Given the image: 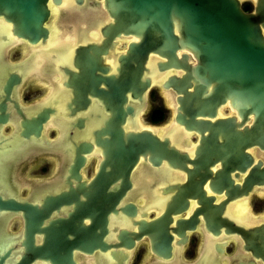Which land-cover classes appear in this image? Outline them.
I'll use <instances>...</instances> for the list:
<instances>
[{"label": "water", "instance_id": "obj_1", "mask_svg": "<svg viewBox=\"0 0 264 264\" xmlns=\"http://www.w3.org/2000/svg\"><path fill=\"white\" fill-rule=\"evenodd\" d=\"M93 12L102 20L96 24L99 38L95 43L74 48L71 65L76 73L65 68L67 78L62 86L70 88L72 98L65 103L66 114L72 116L89 104L88 98L96 97L108 116H103L98 130L91 131L93 143L100 149L102 157L97 171L88 184L80 181L77 170L84 158L78 154L88 153L89 143L80 142L73 148L72 164L63 179L68 190L54 196H45L39 209L36 205L16 203L13 199L0 201V210L21 211L23 218V255L16 260L9 253L7 240L0 233V264H28L40 259L50 264H73L71 250L90 254L98 248L124 247L131 249L132 239L138 240L147 235L150 251L166 259L170 256L169 242L171 233L181 238L175 244L184 243V230H193L197 215H201L203 226L213 236L224 227L223 233L239 234L245 251L264 261V225L243 230L231 226V222L220 218L223 206L241 195L245 196L251 185L264 184V166L259 161L253 165L238 184L232 185L229 172L242 173L251 161L243 150L250 146L264 149V0H93ZM251 1V9L244 12L242 3ZM83 0H66L67 8L83 6ZM60 0H0V16L12 25V34L34 44L39 37L41 42L47 38V26L53 6L59 7ZM114 42L127 44L124 55L117 58L116 78L113 75L100 76L108 67L101 64L99 55L107 48L112 50ZM90 51V54L88 53ZM19 78L8 74L2 85L4 99L0 102V123L5 100L13 84ZM102 84L106 90L98 88ZM152 87H158L168 100L171 110V124L183 126L187 131L199 134L194 157L189 160L172 147L167 148V140L159 142L148 131L125 133L119 125L132 116V107L138 103L141 117L148 106L147 95ZM12 102V101H9ZM13 103V102H12ZM19 121V136L27 139L39 134L40 123L47 118L52 109L42 108L35 118L23 119L17 104H12ZM229 108L233 113L229 118L222 116L221 109ZM125 109L124 111L122 110ZM136 111V112H137ZM176 122V123H175ZM141 124V123H140ZM244 126V127H242ZM178 129V128H173ZM124 131V133H123ZM106 135V137H103ZM179 138V137H177ZM217 138L220 142H217ZM147 157L151 166L165 160L172 169L186 174L183 184L167 185L160 188L165 194L176 192L169 197L163 213L154 220L137 224V234L127 233L120 228L116 239L119 243L106 245L101 242L106 233V214L115 215L114 206L130 188L128 174L137 161ZM219 162L220 169L211 174L208 167ZM184 163L192 165L187 169ZM77 181L74 190L68 179ZM120 179L118 184L108 188ZM208 179L207 187L215 194H223L225 199L218 205L211 204L212 196L204 197L202 184ZM158 190V189H157ZM78 195L84 201H78ZM196 199V207L188 219H178L174 228H167L171 222L169 215L178 214L186 209L185 199ZM73 203L72 212L66 218L50 220L47 226L39 228L41 221L50 211L60 205ZM125 216L132 217L135 208L126 204L118 208ZM82 219L89 224L83 225ZM33 233H42L40 246H33ZM66 235L71 236L68 239ZM109 240H111L109 234ZM108 264H116L126 257L121 251L109 252ZM97 262V261H96ZM96 264H99L98 262Z\"/></svg>", "mask_w": 264, "mask_h": 264}, {"label": "flooded vegetation", "instance_id": "obj_2", "mask_svg": "<svg viewBox=\"0 0 264 264\" xmlns=\"http://www.w3.org/2000/svg\"><path fill=\"white\" fill-rule=\"evenodd\" d=\"M83 1V6L78 9L74 5L67 8L66 0H60L59 7L53 6V11L46 23L47 38L41 42L42 37H39L34 44L13 35L11 23L5 22L0 16V102L4 99L2 85L8 78V74H13L19 78V81L11 86L7 97L9 101L17 104L23 119L35 118L42 108L53 110L52 113H47V118L40 123L38 136L35 138L30 134L25 139L19 136L20 131L23 130L19 124L22 119L19 114H16L13 103L7 100L3 102L5 105L3 115L7 114V117L3 124L0 123V201L10 198L16 203L26 202L31 206L36 205V209H39L45 196L66 192L68 184H64L63 179L68 175L66 171L69 169L68 166L72 164L73 148L80 142L89 143L91 146L88 153L78 154L84 158L82 166L77 170L79 182H86L84 186L94 177L102 159L100 149L94 145L90 132L103 127L101 119L109 113L103 110L102 104L96 97L86 95L89 104L84 110L76 111L70 117L64 116L67 113L64 105L69 103L72 96L70 88L62 86L67 78L62 68L76 73L77 69L71 65L74 48L86 46V44L101 45V43H95L99 38L95 26L102 20L96 12L92 11L94 1ZM245 5L249 7V10L251 9V1L243 2L241 8ZM114 43L112 50L107 48L104 55H99L101 64L108 67L107 71L104 74L95 71L94 74L113 75L116 78L117 58L124 55L127 44ZM88 53L90 54V51ZM98 88L106 90L101 83ZM153 95L158 102L154 107L149 103ZM147 100L148 106L143 115L139 116L137 103L135 108L132 107L131 118L119 125L120 129L125 130V133L133 134L141 130L148 131L159 142H162L163 138L166 139L167 148H175L179 154H185L189 160H192L195 147L198 145L199 134L170 123L171 110L163 103L168 100L161 94L158 87H152L149 90ZM122 110L125 109L122 108ZM166 113L169 119L167 123H163ZM221 113L222 116L229 118L233 112L226 107L221 109ZM156 115L161 117L158 122L153 119ZM142 118H145L144 123L141 122ZM103 137L107 138L106 135ZM172 137H179V139ZM217 142H220L219 138ZM243 152L250 156L252 161L250 165L242 173L236 170L229 172V179L233 181L232 185L238 184L239 188L242 179L256 161L261 163L258 170L264 166V149L260 150L255 145L245 148ZM147 157L143 160L141 156H137L138 159L128 174L130 188L114 206L115 215L108 212L105 216L106 233L102 236L101 242L106 245L119 243L116 236L120 228H125L127 233L137 234V224L132 225V221L148 222L159 217L169 197L176 192L174 189L162 195L160 188L167 185H180L186 181V174L182 170L172 169L162 159L157 166H151ZM184 165L187 169L192 168L191 164L184 163ZM217 169H220L219 162L208 167L211 174ZM68 181L71 183L70 188L74 190L77 181L72 178ZM119 182L120 179H117L108 188ZM207 184L208 179L201 186L204 197L212 196L214 199L211 204L218 205L225 199L224 190H221L220 194L212 193ZM196 199H185L186 209L178 214L169 215L171 222L167 228H174L175 221L178 219H188L194 209L200 207L195 203ZM78 201H84V198L78 195ZM126 204H131L136 209L132 217L125 216L117 210ZM72 207L71 202L69 205H60L57 212L50 211L48 217L41 221L39 228L47 226L50 220L66 218L67 213L72 212ZM219 217L230 221L231 226L241 227L245 231L258 227L260 224L264 225V184L251 185L245 196L241 195L227 201ZM196 218L198 221L194 229L184 230L186 241L182 244L179 242L175 244L181 238L167 229L171 240L169 242L170 256L166 259L153 254L150 251L147 235H141L136 241L132 239L133 245L130 250L122 246L110 247L111 249H105L103 252L96 248L90 254L71 250V261L73 264H96L97 262L108 264V259L111 258L109 252L121 251V254L126 255L121 264H264L260 258H254L250 251L243 249L244 243L239 234H224V227H220L219 233L213 236L204 229L201 215H197ZM82 224L88 225L89 220L82 219ZM0 233L7 240L9 254L16 260L20 259L24 251V247L20 245L24 239L21 211L0 210ZM109 234L111 240H109ZM66 237L72 238L68 235ZM32 238V245L40 246L43 234L33 233ZM28 264H50V262L47 259L46 261L33 259ZM112 264H116V261Z\"/></svg>", "mask_w": 264, "mask_h": 264}, {"label": "rangeland", "instance_id": "obj_3", "mask_svg": "<svg viewBox=\"0 0 264 264\" xmlns=\"http://www.w3.org/2000/svg\"><path fill=\"white\" fill-rule=\"evenodd\" d=\"M149 103H150V105H151L152 107H154L155 105L158 104V102H157V100H156V98H155V95H153V96L149 99ZM163 103L168 107L166 101H164ZM168 119H169V115H168V113H166L165 116H164V119H163V123H167ZM141 122L144 123V122H145V118H142V119H141ZM175 123H176V122H175ZM172 138H173V139H179V138H176V137H172ZM173 139H172V140H173ZM172 149L176 151L175 148H172Z\"/></svg>", "mask_w": 264, "mask_h": 264}, {"label": "trees", "instance_id": "obj_4", "mask_svg": "<svg viewBox=\"0 0 264 264\" xmlns=\"http://www.w3.org/2000/svg\"><path fill=\"white\" fill-rule=\"evenodd\" d=\"M242 10H243L244 12H246V11L249 10V7L245 5V6H243ZM153 119H154L155 122H158V121H160L161 117H160V115H156V116H154Z\"/></svg>", "mask_w": 264, "mask_h": 264}, {"label": "bare ground", "instance_id": "obj_5", "mask_svg": "<svg viewBox=\"0 0 264 264\" xmlns=\"http://www.w3.org/2000/svg\"><path fill=\"white\" fill-rule=\"evenodd\" d=\"M62 3H64V2H62ZM64 6V5H63ZM59 9V8H58ZM60 10V9H59ZM68 12V11H67ZM72 13V12H71ZM74 15V14H73ZM76 18V17H75ZM50 33V32H49ZM137 122V121H136ZM140 128V127H139ZM141 129V128H140ZM143 129V128H142ZM145 129H147V128H145Z\"/></svg>", "mask_w": 264, "mask_h": 264}]
</instances>
